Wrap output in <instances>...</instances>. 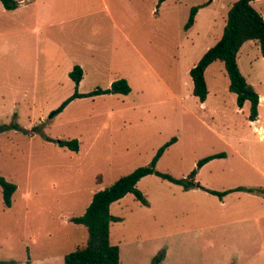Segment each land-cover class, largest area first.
I'll list each match as a JSON object with an SVG mask.
<instances>
[{
  "label": "rangeland",
  "instance_id": "obj_1",
  "mask_svg": "<svg viewBox=\"0 0 264 264\" xmlns=\"http://www.w3.org/2000/svg\"><path fill=\"white\" fill-rule=\"evenodd\" d=\"M52 0L22 4L0 17V176L15 184L9 208L0 188V259L64 264L87 230L70 221L94 192L147 165L170 138L155 169L185 177L210 154L225 157L196 174L202 187L234 191L219 198L150 174L137 182L148 205L131 193L109 211L119 264H264V58L249 41L237 54L241 74L262 97L257 121L228 90L221 61L204 73L207 96L192 95L188 74L222 32L225 4L215 0L184 29L203 0ZM264 12V3L257 5ZM38 27V31L34 29ZM127 36V39L125 38ZM251 43V44H249ZM257 43V42H256ZM251 45V46H250ZM140 53L142 57H140ZM82 65L77 92L124 78L131 92L75 98L68 76ZM49 137L51 140H46ZM78 140V151L60 146Z\"/></svg>",
  "mask_w": 264,
  "mask_h": 264
},
{
  "label": "trees",
  "instance_id": "obj_2",
  "mask_svg": "<svg viewBox=\"0 0 264 264\" xmlns=\"http://www.w3.org/2000/svg\"><path fill=\"white\" fill-rule=\"evenodd\" d=\"M7 10L17 7L15 0H0ZM164 0H158L160 4ZM253 0H236L234 1L226 15V22L220 38L210 46L198 59V61L189 69L188 74L192 82V95L202 103L207 96V85L204 77L205 69L212 62L219 60L223 63L225 73L228 77V90L235 94V101L239 108H242L245 102L249 103L248 119L255 121L258 116L259 96L253 86L247 82L241 74L237 64V53L241 46L247 41H255L259 46L260 55L264 58V18L251 5ZM203 5H194L190 7L187 21L184 29L187 30L193 25L194 17L197 10ZM68 76L75 83V91L65 99L61 105L53 111V115L60 112L69 102L75 98L93 97L102 94H129L131 88L123 78L111 82L109 87L95 88L86 93L77 92L78 83L81 80L82 70L79 65H74ZM8 128L20 130L24 133L28 131L21 128L17 123L3 125L0 131ZM46 140H51L45 137ZM177 140L172 137L164 143L155 153L147 165L139 166L130 173L119 177L108 187L93 193L89 204L80 216L70 218L75 224L83 225L87 230L85 244L77 246L72 251L66 253L63 257L64 264H119V247L110 241V223L119 221L120 218L113 216L110 211V205L131 193L135 199L143 205H148L145 196L136 187L137 182L144 176L154 174L163 180L181 186L184 190L192 189L198 183L195 179L198 169L207 162L215 158L225 157L224 152L207 155L196 162V168L192 169L185 177L175 178L172 175L160 172L155 169L156 162L162 155L163 151ZM60 146L68 147L70 150L78 151V140L60 139L57 142ZM0 188L3 199V206L9 208L11 197L16 189L15 184L7 181L0 176ZM206 192L222 198L224 195L234 191L254 192V188L235 187L223 191H217L202 187ZM258 192L264 195V190L258 189ZM163 255H156L152 264H157ZM0 264H15L11 259H0Z\"/></svg>",
  "mask_w": 264,
  "mask_h": 264
},
{
  "label": "crops",
  "instance_id": "obj_3",
  "mask_svg": "<svg viewBox=\"0 0 264 264\" xmlns=\"http://www.w3.org/2000/svg\"><path fill=\"white\" fill-rule=\"evenodd\" d=\"M16 2H17V7L16 8H18L20 5H22V4H27L28 6H32V5H39V6H43V5H45V6H48V4H51V1L52 0H15ZM104 3H105V1L104 0H102ZM164 1H166V0H164ZM164 1H162V2H164ZM234 1H236V0H231V1H228L227 2V4H225V9L226 10H224V16H223V22H222V30H223V27H224V25H225V22H226V15H227V11H228V9H229V7H230V5L234 2ZM215 2V0H203V2H201L200 4H197V5H203L202 7H200L198 10H197V12H196V14H195V17H194V22H193V25L195 24V22H196V20H197V18H198V15H199V13H200V11L201 10H203V9H206V8H208L209 6H211L213 3ZM262 3H264V0H253V1H251V5L253 6V8H255L260 14H261V16L264 18V12H263V10H261L257 5H259V4H262ZM194 6V5H193ZM16 8H14V9H16ZM6 8L4 7V5L1 3V1H0V17L1 18H4V15H5V12H6ZM11 10H13V9H11ZM192 25V26H193ZM191 26V27H192ZM190 27V28H191ZM34 29H36V31H38V27H34ZM221 34H222V32H221ZM221 36V35H220ZM220 36H219V38H220ZM125 38H126V40H128L127 39V36H125ZM218 38V39H219ZM217 39V40H218ZM216 40V41H217ZM249 41H247V42H245L242 46H244L245 44H247ZM215 43V42H214ZM249 44H251V43H249ZM256 42H254V43H252V45L253 46H255L256 47ZM242 46H241V48H242ZM251 46V45H250ZM210 46H208V47H206L205 48V50L202 52V54L209 48ZM241 48L239 49V51H238V53L240 52V50H241ZM237 53V54H238ZM201 54V55H202ZM200 55V56H201ZM200 56H199V58H200ZM140 57H142V55H141V53H140ZM198 58V59H199ZM198 59L196 60V62L198 61ZM195 62V63H196ZM214 62H216V61H214ZM214 62H212V63H214ZM194 63V64H195ZM211 63V64H212ZM193 64V65H194ZM211 64H209V66L211 65ZM223 64V63H222ZM193 65H191V66H189V68H188V71H189V69L193 66ZM80 66V68H81V70H82V75H83V68L81 67L82 65H79ZM208 66V67H209ZM207 67V68H208ZM73 68V67H72ZM206 68V69H207ZM205 69V70H206ZM70 72V71H69ZM68 72V73H69ZM205 73V72H204ZM190 77V76H189ZM205 77V76H204ZM124 79V78H123ZM81 80H82V76H81ZM80 80V81H81ZM126 80V79H125ZM191 80V79H190ZM79 81V82H80ZM114 81V80H113ZM127 81V80H126ZM111 82L112 81H110L109 83L111 84ZM127 83H128V81H127ZM79 84V83H78ZM109 84V85H110ZM191 84H192V82H191ZM128 85H129V83H128ZM130 86V85H129ZM131 88V87H130ZM89 91H91V90H89ZM89 91H87V92H89ZM130 92H131V90H130ZM129 92V93H130ZM79 93H86V92H79ZM102 95H104V94H102ZM113 95H121V94H113ZM128 95V94H127ZM98 96V95H97ZM122 96H126V95H122ZM259 96V95H258ZM94 97V96H93ZM261 99H262V97L261 96H259V103H260V101H261ZM202 103H204V102H202ZM258 117V116H257ZM255 121H257V119L255 120Z\"/></svg>",
  "mask_w": 264,
  "mask_h": 264
},
{
  "label": "water",
  "instance_id": "obj_4",
  "mask_svg": "<svg viewBox=\"0 0 264 264\" xmlns=\"http://www.w3.org/2000/svg\"><path fill=\"white\" fill-rule=\"evenodd\" d=\"M195 187H197V188H202V186L200 185V184H196V186Z\"/></svg>",
  "mask_w": 264,
  "mask_h": 264
}]
</instances>
